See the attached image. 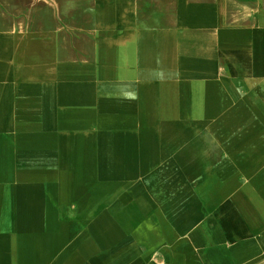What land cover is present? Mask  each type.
Masks as SVG:
<instances>
[{
  "label": "crops",
  "instance_id": "0c3cea01",
  "mask_svg": "<svg viewBox=\"0 0 264 264\" xmlns=\"http://www.w3.org/2000/svg\"><path fill=\"white\" fill-rule=\"evenodd\" d=\"M93 6L65 53L24 40L21 0H0V264L163 263L176 218L144 182L154 140L175 147L172 129L220 128L263 103L264 0Z\"/></svg>",
  "mask_w": 264,
  "mask_h": 264
},
{
  "label": "rangeland",
  "instance_id": "374dc122",
  "mask_svg": "<svg viewBox=\"0 0 264 264\" xmlns=\"http://www.w3.org/2000/svg\"><path fill=\"white\" fill-rule=\"evenodd\" d=\"M93 3L21 0L22 37L63 41L65 53H76L78 27L91 26ZM160 99L176 109L165 95ZM262 101L258 111L225 120L220 128L172 129L181 131V144L175 147L162 140L158 147L154 140L158 159L150 161L144 182L151 200L175 205L159 211L176 218L175 245L161 264H264V97ZM199 117L166 113L161 120Z\"/></svg>",
  "mask_w": 264,
  "mask_h": 264
}]
</instances>
